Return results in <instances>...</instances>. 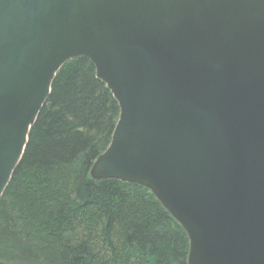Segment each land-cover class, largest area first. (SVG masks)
I'll return each mask as SVG.
<instances>
[{
	"label": "water",
	"instance_id": "obj_1",
	"mask_svg": "<svg viewBox=\"0 0 264 264\" xmlns=\"http://www.w3.org/2000/svg\"><path fill=\"white\" fill-rule=\"evenodd\" d=\"M80 56L121 106L92 176L154 192L189 264H264V0H0V196Z\"/></svg>",
	"mask_w": 264,
	"mask_h": 264
},
{
	"label": "trees",
	"instance_id": "obj_2",
	"mask_svg": "<svg viewBox=\"0 0 264 264\" xmlns=\"http://www.w3.org/2000/svg\"><path fill=\"white\" fill-rule=\"evenodd\" d=\"M56 75L0 196V264H189L190 237L154 192L92 176L121 111L94 62Z\"/></svg>",
	"mask_w": 264,
	"mask_h": 264
}]
</instances>
